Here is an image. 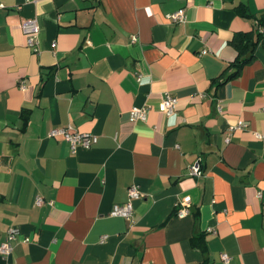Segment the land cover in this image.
<instances>
[{"label": "crops", "instance_id": "0c3cea01", "mask_svg": "<svg viewBox=\"0 0 264 264\" xmlns=\"http://www.w3.org/2000/svg\"><path fill=\"white\" fill-rule=\"evenodd\" d=\"M0 3V245L18 229L0 264H264V30L217 80L237 72L233 37L264 23V0ZM62 127L98 142L72 149L50 136ZM130 200L131 219L112 214Z\"/></svg>", "mask_w": 264, "mask_h": 264}, {"label": "built area", "instance_id": "2783aa9c", "mask_svg": "<svg viewBox=\"0 0 264 264\" xmlns=\"http://www.w3.org/2000/svg\"><path fill=\"white\" fill-rule=\"evenodd\" d=\"M3 4L0 3V10L3 8ZM171 18L175 21L184 22L186 20V14L183 9H180L179 11L173 13L171 15ZM23 30L26 34L27 38V45L35 48V50H38L39 46V39H38V23L36 20H28L23 24ZM261 30H264V28H261ZM133 40L136 41L137 37L134 36ZM55 45V43H54ZM178 103V98L168 95L163 101V109L167 114H170L174 111ZM148 117V109L141 108V107H133L130 112V119L131 121H136L139 119H147ZM246 126V123L244 121H239L236 125L231 126L230 132H233L238 129H243ZM59 134L64 135V138L71 143L72 149H75L76 147L82 146L89 148L96 144L98 142V135H95L93 133H81L79 131H76L75 129L71 127H62V128H55L50 131V136H57ZM262 136V135H259ZM228 141L231 140V133L229 134V137L227 139ZM203 173L201 159H197L191 166V174L193 175H201ZM129 196L131 198H139L141 196V191L137 185H132L129 188ZM37 204H41L43 202L42 197L37 198ZM191 205L190 198H186L181 203V208L178 210V215L181 217H185L188 215ZM113 215H120L125 217L126 219H131L134 214V207L131 202V200L127 203H124L122 205H116L114 210L112 211ZM18 234V229L11 228L8 232V235L6 239L1 243L0 245V253L4 256H10L14 250L13 241L16 239ZM108 238L107 235L103 237V240H106ZM224 260L228 262L230 260V257L228 254L222 255Z\"/></svg>", "mask_w": 264, "mask_h": 264}, {"label": "trees", "instance_id": "16d2710c", "mask_svg": "<svg viewBox=\"0 0 264 264\" xmlns=\"http://www.w3.org/2000/svg\"><path fill=\"white\" fill-rule=\"evenodd\" d=\"M239 12L242 15H246V16L249 15V13L245 7H241V8L239 7ZM261 26L264 27V23L260 21L259 27L256 31L240 32V33L235 34V36L233 37V40H232V44L237 48V50L239 52V57H238L237 61L234 63L237 66L238 70L234 74H228L227 73L225 75V73H224L217 80H220L223 82L227 81L229 78L234 77L244 65H246L247 63H250L253 60V58L255 56L256 46L258 45V43L262 39L263 31H261ZM255 34H257L258 36L256 37ZM198 159H200V157ZM194 243H196V245L199 244L198 242H194Z\"/></svg>", "mask_w": 264, "mask_h": 264}]
</instances>
